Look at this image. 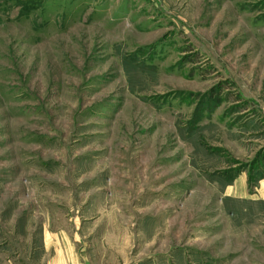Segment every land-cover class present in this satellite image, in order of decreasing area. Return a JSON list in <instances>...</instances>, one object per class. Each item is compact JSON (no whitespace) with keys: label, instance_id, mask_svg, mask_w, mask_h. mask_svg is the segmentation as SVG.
Listing matches in <instances>:
<instances>
[{"label":"rangeland","instance_id":"1","mask_svg":"<svg viewBox=\"0 0 264 264\" xmlns=\"http://www.w3.org/2000/svg\"><path fill=\"white\" fill-rule=\"evenodd\" d=\"M62 246L264 264V0H0V264Z\"/></svg>","mask_w":264,"mask_h":264},{"label":"crops","instance_id":"2","mask_svg":"<svg viewBox=\"0 0 264 264\" xmlns=\"http://www.w3.org/2000/svg\"><path fill=\"white\" fill-rule=\"evenodd\" d=\"M68 246H62L61 250L58 251L56 257H57V260L55 261L54 263V259H51L50 260V264H67L69 262V264H77L79 263V257L74 254H69L67 252L71 251L69 249H67ZM86 262V260H85ZM85 264V263H84Z\"/></svg>","mask_w":264,"mask_h":264}]
</instances>
